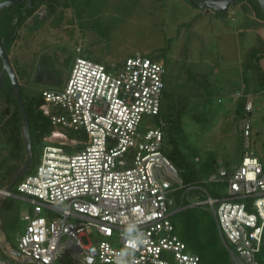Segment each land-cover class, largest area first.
Wrapping results in <instances>:
<instances>
[{"label":"built area","instance_id":"built-area-1","mask_svg":"<svg viewBox=\"0 0 264 264\" xmlns=\"http://www.w3.org/2000/svg\"><path fill=\"white\" fill-rule=\"evenodd\" d=\"M165 72L163 63L139 52L120 65L77 56L62 90H42L39 108L52 130L38 164L13 184L15 193L0 188L1 198L29 203L16 247L0 240V264H204L171 220L185 206L211 212L235 264H259L263 164L245 149L237 165L217 166L201 182L185 184L162 151L163 121L140 128L145 115L159 113ZM253 109L245 95L246 146ZM212 184L223 185L219 194L209 193ZM192 190L202 196L191 198ZM182 200L187 204L180 206Z\"/></svg>","mask_w":264,"mask_h":264},{"label":"rangeland","instance_id":"rangeland-1","mask_svg":"<svg viewBox=\"0 0 264 264\" xmlns=\"http://www.w3.org/2000/svg\"><path fill=\"white\" fill-rule=\"evenodd\" d=\"M200 1L58 0L54 11L43 4L25 20L16 43L4 41V46L19 83L39 91L62 90L77 56L120 65L137 52L150 57L164 55L167 84L185 93L201 94L190 98L188 109L201 113L205 122L184 119L188 138L201 154L212 152L218 166L232 167L247 149L260 158L264 167V104L260 105L264 77L258 80L259 68L264 76V56L256 60L253 55L255 50L264 52V36H257L255 28H237L242 21L247 26H253V21L256 24L252 6L260 3L254 0L251 6L236 0L227 12H218L199 5ZM10 6L15 10L19 3ZM193 68L207 76L210 83L205 90L184 86L188 69ZM244 90L254 105L248 146L235 111ZM145 122L159 125L152 115L143 117L141 129ZM62 131L68 136L73 134ZM167 148L170 150L171 144ZM9 149L10 144L0 137V155ZM38 153H34L25 174L39 161ZM6 185L0 184V188ZM11 191L15 193V185ZM27 207L29 203L18 196L0 195V240L8 248L17 245L16 238L25 225L21 213Z\"/></svg>","mask_w":264,"mask_h":264},{"label":"trees","instance_id":"trees-1","mask_svg":"<svg viewBox=\"0 0 264 264\" xmlns=\"http://www.w3.org/2000/svg\"><path fill=\"white\" fill-rule=\"evenodd\" d=\"M244 1L250 3L248 5L252 6L254 0H243V4ZM43 4H46L50 10L54 11L58 4V0H25L19 2V6L15 10L11 9L12 6L3 7L0 12V36L3 44L4 41H8L10 44L16 43V39L19 37L20 30L25 20L35 14ZM230 5H236V0ZM242 6L244 8V5ZM252 9L254 10V14L258 15L264 21V14L261 7L255 5L252 6ZM227 11L228 10L225 12ZM253 55H255L256 60H258L259 57L264 56V52L255 50ZM150 58L160 62L162 61L161 63L164 65V55H154ZM1 66L2 62L0 60V70ZM259 70L258 80H261L264 76L261 68H259ZM188 72L189 75L187 74V80L184 84L185 87L191 88L194 86L197 90H205V88L209 86L208 83L210 82L205 74L202 72L198 73L195 68H193V70L188 69ZM190 81L192 83H190ZM20 87L30 127L32 158L35 152H39V160L42 148L47 143L44 138L50 134L52 125L49 117L39 108L44 100L42 91L26 87L21 83ZM162 90L160 110L157 115H154L158 118L159 123L160 121L164 123L162 126L164 136L162 151H164L179 169L183 179L182 181L185 184L189 182H201L200 180L217 168L218 163L214 153L207 152L204 156L201 154L199 147L189 140L184 127V119L187 117L201 124L205 122V118L201 113H193L188 109L190 98L200 93L198 91H195V93L190 91L185 93L183 90H176V88L174 89L169 83L167 84L165 76ZM244 102L245 99H242V102L235 109L239 118L242 116ZM22 125L23 119L14 90L9 76L5 72L2 76V84L0 87V137H3L10 144V149L7 150L6 153L0 155V184H7L25 160L26 150L23 140ZM34 142H36V144H34ZM168 143L171 144L170 150L167 148ZM38 162L39 161L34 164L32 169H29V172L35 168ZM220 185L221 184H212L208 186L207 190L211 195H217L223 186ZM180 193V191L175 192L177 201L180 199ZM189 193L191 198L199 197V195L196 194L198 193L196 190H192ZM177 204L179 206V202ZM186 204L187 201L182 200L180 206ZM175 207H177V205H175ZM171 220L174 224L176 233L186 243L187 250L199 255L204 264H235L230 257L227 247L223 241H221L222 239L220 238L213 215L211 212L207 211L205 207L185 206L173 212ZM260 241L261 244L256 257L259 264H264V229Z\"/></svg>","mask_w":264,"mask_h":264},{"label":"water","instance_id":"water-1","mask_svg":"<svg viewBox=\"0 0 264 264\" xmlns=\"http://www.w3.org/2000/svg\"><path fill=\"white\" fill-rule=\"evenodd\" d=\"M22 1L24 0L0 1V12L3 7L10 6L12 4H16ZM258 2L260 3L261 9L264 14V0H258ZM232 3H234V0H201L199 5L203 7H211L214 10H218V11H226L229 5ZM0 60L2 62V66L0 70V87L2 84V76L6 72L11 81L14 94L17 100V104H18V107L22 115V119H23L22 133H23V140H24L25 150H26V156H25V160L23 164L17 170V172L13 175V177L10 179V181L7 183L5 187L6 189H10L13 186V184L26 172V170L30 166L31 159H32L31 136H30V127H29L28 117H27V114L24 108V100H23L22 93H21L20 83L11 65L9 55L4 47L1 36H0ZM0 246L2 248L5 246L2 241H0ZM15 255L19 256V252H15Z\"/></svg>","mask_w":264,"mask_h":264},{"label":"crops","instance_id":"crops-1","mask_svg":"<svg viewBox=\"0 0 264 264\" xmlns=\"http://www.w3.org/2000/svg\"><path fill=\"white\" fill-rule=\"evenodd\" d=\"M242 4V3H241ZM242 6V5H241ZM229 7H230V5H229ZM229 7L227 8V10H229ZM243 10V9H242ZM245 10V9H244ZM243 10V11H244ZM254 13V12H253ZM254 15V18H255V21H256V24H255V22L253 21V26H250V25H245L246 23L244 22V21H242L241 23H239L238 24V30H240V29H243V30H251L252 28H255L256 30H257V36H264V21L258 16V15H255V14H253ZM243 16H245V15H243ZM241 19H245L244 17H242ZM263 28L260 32H259V29L260 28ZM259 32V33H258ZM241 35H243V34H241ZM257 36H256V38H257ZM243 37V41H244V37L245 36H242ZM250 46L253 44H251V43H248ZM254 45V44H253ZM255 46V45H254ZM259 48V47H258ZM264 88V87H263ZM262 91L264 90V89H261ZM242 94H243V96H242V99H245V96L244 95H250L249 94V92H247L246 90H244L243 92H242ZM261 99H263V96H262V98ZM264 104V99L263 100H261L260 101V105H263Z\"/></svg>","mask_w":264,"mask_h":264}]
</instances>
